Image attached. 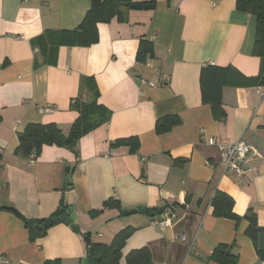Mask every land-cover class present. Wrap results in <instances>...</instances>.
<instances>
[{
  "label": "crops",
  "instance_id": "crops-1",
  "mask_svg": "<svg viewBox=\"0 0 264 264\" xmlns=\"http://www.w3.org/2000/svg\"><path fill=\"white\" fill-rule=\"evenodd\" d=\"M90 1L0 0V264H88L70 224L56 223L31 240L20 217H48L61 198L70 207V223L89 231L94 242L109 244L118 231L132 228L121 264L142 247L152 264H219L210 259L219 244L229 247L235 264H264L257 252L264 250V231L253 240L244 217L251 211L264 228V86L225 85L218 120L201 100L199 81L206 63L257 74L254 16L237 10L236 0H154L150 9L125 10L123 21L98 23L96 43L62 45L51 61H42L32 41L46 30L77 27ZM141 38L153 43L144 63L136 61ZM81 75L95 79L109 121L74 149L44 145L36 158L15 154L29 123H56L67 135ZM166 115L180 121L157 133L156 121ZM128 137L138 138L134 152L112 145ZM209 137H242L258 153L255 173L224 177ZM217 191L232 198L238 219L214 213ZM109 198L120 208H102ZM145 207L163 210L134 212ZM95 209L101 212L91 216ZM166 213L171 222L162 228L157 221Z\"/></svg>",
  "mask_w": 264,
  "mask_h": 264
},
{
  "label": "trees",
  "instance_id": "trees-1",
  "mask_svg": "<svg viewBox=\"0 0 264 264\" xmlns=\"http://www.w3.org/2000/svg\"><path fill=\"white\" fill-rule=\"evenodd\" d=\"M235 3L237 10L248 12L255 18V37L251 54L258 57L259 69L256 75L245 76L231 65L217 66L206 63L201 67L199 73L201 100L204 104L211 105L213 116L218 120L224 117L221 91L225 85L264 86V0H236ZM154 5V0H91L89 9L77 27L71 30H46L32 41V45L42 54V61L48 63L62 45L89 46L96 43L98 23H107L113 17L123 21L125 10L150 9ZM152 55L153 43L148 39L141 38L136 61L144 63ZM37 64L38 61H35V65ZM99 95L95 79L92 76L81 75L77 95L70 103V109L76 112V117L71 123L67 135L56 123H29L19 134L14 153L23 158L32 159L40 154L44 145H63L74 149L83 135L107 123L110 119L111 111L98 102ZM179 121L177 115H166L157 119L155 130L157 133L166 132L177 125ZM138 143L137 137H128L116 139L112 145H127L129 151L134 152L138 148ZM232 204L233 200L228 194L222 191L215 193L213 198L215 214L238 219L239 217L231 210ZM106 207L120 208V205L117 199L109 198L102 204V208ZM101 209L91 210L89 214L96 216L101 212ZM162 210L163 208L145 207L134 212L154 216L161 213ZM65 211H70V207L63 198H61L57 209L45 218H26L14 210L22 218L31 240L45 236L48 230L54 226L52 220ZM244 217L248 222L246 235L255 240V234L264 231V228L258 226L256 216L251 211H248ZM73 230L84 242L85 259L88 264H121V248L132 228L127 227L118 231L109 244L92 241L90 232L80 229L77 225L73 226ZM228 248L227 245L219 244L213 250L210 259L219 264H235L236 256L231 254ZM257 252L261 258H264V250L258 249ZM45 264H58V261L49 260L45 261ZM124 264H152L151 253L147 247L131 250L125 256Z\"/></svg>",
  "mask_w": 264,
  "mask_h": 264
},
{
  "label": "built area",
  "instance_id": "built-area-1",
  "mask_svg": "<svg viewBox=\"0 0 264 264\" xmlns=\"http://www.w3.org/2000/svg\"><path fill=\"white\" fill-rule=\"evenodd\" d=\"M149 84H152V82H149ZM45 110L49 111V108H45ZM206 144L216 149L218 160L221 164V172L224 177L238 180L243 177L252 176L255 173V156H258V153L242 137L235 141L209 137L206 140ZM166 215H168V218L157 221L162 228L168 226L171 222L169 217L171 214L166 213ZM180 239L184 240L185 236L182 235Z\"/></svg>",
  "mask_w": 264,
  "mask_h": 264
},
{
  "label": "water",
  "instance_id": "water-1",
  "mask_svg": "<svg viewBox=\"0 0 264 264\" xmlns=\"http://www.w3.org/2000/svg\"><path fill=\"white\" fill-rule=\"evenodd\" d=\"M130 213L131 211H125L123 212V215H128ZM70 215H71L70 211H65L59 217L54 218L52 220V223L56 224V223L64 221L65 223L70 224V220H69ZM71 226L73 227L74 225L71 224Z\"/></svg>",
  "mask_w": 264,
  "mask_h": 264
},
{
  "label": "rangeland",
  "instance_id": "rangeland-1",
  "mask_svg": "<svg viewBox=\"0 0 264 264\" xmlns=\"http://www.w3.org/2000/svg\"><path fill=\"white\" fill-rule=\"evenodd\" d=\"M94 233V231H92Z\"/></svg>",
  "mask_w": 264,
  "mask_h": 264
}]
</instances>
